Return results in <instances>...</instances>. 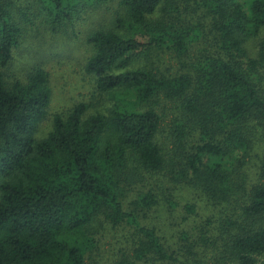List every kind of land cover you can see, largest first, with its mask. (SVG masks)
<instances>
[{"label":"trees","instance_id":"obj_1","mask_svg":"<svg viewBox=\"0 0 264 264\" xmlns=\"http://www.w3.org/2000/svg\"><path fill=\"white\" fill-rule=\"evenodd\" d=\"M37 1L59 33L104 0ZM12 4L0 0V264H85L94 221L128 232L111 264H185L217 212L231 217L236 264H264V0H121L116 31L89 34L82 66L111 107L75 103L42 139L50 74L4 72L26 32ZM162 102L181 117L175 149L160 138ZM178 208L182 251L162 234Z\"/></svg>","mask_w":264,"mask_h":264},{"label":"rangeland","instance_id":"obj_2","mask_svg":"<svg viewBox=\"0 0 264 264\" xmlns=\"http://www.w3.org/2000/svg\"><path fill=\"white\" fill-rule=\"evenodd\" d=\"M120 1L104 0L98 7H81L74 21L68 24V27L59 33H53L50 27L44 24V13L41 12L37 0H13V17L26 32L22 36L19 48L13 51L12 63L4 72L9 80L13 78L22 79L32 65H41L50 74L53 88V97L48 114L35 135L36 139L46 137L52 128L53 116L56 113L67 111L75 103L87 102L90 104L91 113H106L107 109L111 107L106 96L94 92L93 79L91 76L83 74L82 66L92 52L87 43L89 34L98 29L116 31V20L122 18L124 12ZM156 111L161 118V141L166 146L167 139L169 149H175L172 146L170 134L176 121L175 118L181 120V117L177 115V112L170 109L166 110V102L159 104ZM248 173L253 174L254 170L249 169ZM155 179L159 180V177H155ZM154 183L156 182L154 181ZM263 183L264 179L261 178L259 184ZM217 213L210 219L212 222L207 227L206 236L208 238L202 241V252L193 251L191 258L186 263L185 259H180V261L185 264H236L229 248V241L223 237L227 230H225L227 225L224 223V219L231 217H224L223 213ZM227 213L229 214V212ZM182 214L183 210L178 208L174 214L175 219L172 218L169 228L164 227L162 232L172 245L178 243L179 251H182L181 245L185 244L181 238H187L184 232L188 230ZM200 216L198 221L202 220L203 222L209 214L207 212L204 214L202 211ZM248 222H242V226H246ZM257 223L264 227V217ZM216 226L219 229L215 232L213 227ZM89 230L92 235H95L98 245L92 256L86 259L85 264H111L115 254L122 248L121 245L125 242L124 237L127 236L128 232L122 229L114 230L107 225L102 226L100 221L92 222ZM189 233L188 238L190 237ZM211 233H216L217 237L213 239ZM261 260L264 263V258ZM169 262L170 264H179V261Z\"/></svg>","mask_w":264,"mask_h":264}]
</instances>
